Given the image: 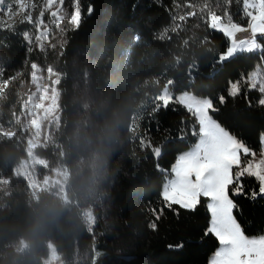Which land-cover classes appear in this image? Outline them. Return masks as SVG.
Wrapping results in <instances>:
<instances>
[{"label":"trees","instance_id":"obj_1","mask_svg":"<svg viewBox=\"0 0 264 264\" xmlns=\"http://www.w3.org/2000/svg\"><path fill=\"white\" fill-rule=\"evenodd\" d=\"M75 3L81 24L67 27L58 51L50 55L62 75L59 140L63 163L71 171L67 193L30 189L15 171L26 155L18 127L10 135L0 129V264H43L51 247L68 264H208L218 241L205 235L207 199L202 197L195 211L167 208L159 195L165 174L155 167L159 163L168 171L177 154L196 140L192 132L198 124L178 103L155 111L157 98L168 81L174 93L190 90L208 96L217 109L210 112L213 118L248 147L259 149L264 106L258 104L261 95L242 81L254 67L263 69L264 77V36L257 34L260 49L237 53L221 64L218 54L229 39L209 26L210 15H231L233 22L246 26L243 0ZM6 18L0 17L14 28L0 27V73L14 83L24 63L37 57L24 39L25 23ZM237 80L241 92L231 97L230 82ZM83 90L92 97L85 99ZM5 93L0 121L10 125L18 93L13 86ZM141 138L161 146L162 155L156 158L151 148L142 149ZM35 149L41 156L60 157L57 147ZM243 183L246 193L258 190L254 178L244 177ZM88 192L100 206L92 226L82 209ZM233 199L244 232H263L264 196ZM153 222L156 229L149 227ZM82 254L88 261L75 263Z\"/></svg>","mask_w":264,"mask_h":264},{"label":"snow or ice","instance_id":"obj_2","mask_svg":"<svg viewBox=\"0 0 264 264\" xmlns=\"http://www.w3.org/2000/svg\"><path fill=\"white\" fill-rule=\"evenodd\" d=\"M54 2L55 0H46V7L51 8ZM60 2L63 3V0ZM28 7L25 0H14V2L0 0V17L11 18L19 12L24 17L21 23L24 21L32 23V14L26 11ZM93 10L92 6L88 8L89 13ZM59 11L57 9L51 12L53 24L58 25L64 19V16L58 15ZM243 14L248 18L247 27L233 22L231 15L227 16L226 22L216 14L210 15L209 26L222 32L230 41V46L218 54V62L221 64L237 53H252L262 47L257 42V34L264 36V0H243ZM43 15L44 12L41 11L40 17L35 22L38 31L40 25L44 24ZM81 20V10L77 4L71 14L70 23L78 27ZM0 27L13 29L14 24H7L0 19ZM248 32L251 33L250 36L244 39L237 38L238 33ZM47 35L48 28L45 25L44 30L39 31L36 36L41 51L44 50L43 40ZM23 36L31 43L28 32H24ZM32 68L34 69L32 79L36 82L39 69L36 64H32ZM245 83L250 89L258 87L259 93L264 97V77L258 78L257 73H250ZM240 92L241 82L239 80L230 82L228 95L236 97ZM218 99L220 104L226 102L223 94L219 95ZM170 103L184 106L195 117L198 131L194 128L192 135L198 139L190 150L178 155L171 165L170 173L159 163L156 164V170L165 174V181L159 194L164 205L169 209L177 205L181 209L195 211L201 203V198L207 199L206 206L210 213V221L205 235L211 234L219 244L209 258L208 264H264V235L249 237L245 234L234 215V209H238V205L233 199V196L241 195L252 200L264 196V149L261 151V159L245 160L244 158L249 155L255 157V152L213 118L210 112H215L217 109L211 98L188 94L174 96L173 93L165 91L157 98L155 111L160 107L167 108ZM258 104L264 106V98L259 99ZM261 144L264 145V137H261ZM140 146L142 149L151 148L156 158L162 155V147L151 145L146 142V138L140 139ZM244 177L254 178L258 182V190L252 189L246 193ZM153 212L155 213V210ZM149 227L156 229L157 225L153 222ZM176 247L182 248L183 244H178Z\"/></svg>","mask_w":264,"mask_h":264},{"label":"rangeland","instance_id":"obj_3","mask_svg":"<svg viewBox=\"0 0 264 264\" xmlns=\"http://www.w3.org/2000/svg\"><path fill=\"white\" fill-rule=\"evenodd\" d=\"M25 2L29 5L26 11L31 12L32 23L24 21L23 23H25V25L22 26V33H29V36L31 37V43H29L28 40L25 41L29 50H31V52L33 51L34 53H36L37 58L35 60L29 58V61H27V63H24V65L22 66V72L17 82L13 83L12 79L8 76L7 78H3V75L0 73V98L5 97V90L8 86L15 87V91L18 93V110H13L11 112L12 116L11 119H9L11 121L10 125H7L4 122L0 121V129L3 133L10 135L14 132V128L18 127L17 131L19 133V137L21 139L26 155L16 165L15 171L29 183V188L35 190L39 187H50L58 191L59 194L66 195L67 184L69 182V176L71 174V171L67 167L66 163H63V149L59 140V129L62 125L63 119L60 103L61 91L59 85L60 78L62 75L61 72L57 69V67H55L51 63L50 55H52V53H54L55 51H58L59 44L64 37L65 29L67 27H75V25L70 23V17L71 14L75 11L76 3L75 0H63V3H61L60 0H55L52 7L47 8L46 0H25ZM32 5H35V7H32ZM57 9L60 10L58 12V15L64 16V19L61 20L58 25L53 24L51 18V12L56 11ZM41 11L44 12V15L42 17L44 24L40 25L39 31H43L45 25H47L48 28L47 38L43 40V51H41L39 43L36 41V36L39 34V31L37 30L35 23L37 18L40 17ZM221 18L224 22L227 21V17L224 16ZM23 19V14L19 12L17 13V15L11 18H6L9 23H14V21L17 20L22 21ZM244 27H247V25ZM242 35V33H238L237 37H240V39L246 38ZM247 35L250 36L251 34L248 33ZM32 64H36L39 69L37 71L36 82H33L32 79V73L34 71V69L32 68ZM250 73H257L259 78L263 76V69L258 70L256 67H254ZM249 74L244 78L242 82L247 81ZM169 84L170 81L165 84L158 97H160L162 94L165 93V91H167L169 93H173L174 96L188 94L194 95L196 97L209 98L208 96L196 95L190 90H182L177 93H174L170 90ZM255 90L258 94H260L258 87ZM89 96L92 97V95L87 90H85L83 92V97L86 99V97L89 98ZM261 98L264 97L261 96L260 99ZM221 126L224 127L223 125ZM226 130L229 131L228 129ZM230 134L232 133L230 132ZM261 137H264V131L260 134V141ZM197 139L198 137H196V140L188 148L180 151L177 154L176 158L179 154H182L184 151L190 150L192 145L197 142ZM40 146H42V148L44 149H46L48 146H53L55 148L57 147L56 150L58 153H60V157L57 156V153L50 154L48 155V157L39 155L36 152L35 148ZM262 149H264V145L260 144L259 149H252L255 152V157L249 155L244 159H261ZM82 159V157L78 158L77 163L79 165H82ZM170 168L168 170L169 173ZM85 195V197L83 196L84 204L82 205V209L87 224L89 226H92V224L95 223L97 208H99L100 206L98 205V201L95 194L93 195L91 194V192H88ZM246 235L249 237H259L260 235H264V231L258 234ZM218 247L219 244L216 249ZM216 249L211 252L209 258L216 251ZM78 256L77 258L73 259L75 263H84L88 261V259L86 260L84 254L80 255L79 257ZM43 264L68 263L62 258L60 253H58L53 247H51L48 254L43 259Z\"/></svg>","mask_w":264,"mask_h":264},{"label":"bare ground","instance_id":"obj_4","mask_svg":"<svg viewBox=\"0 0 264 264\" xmlns=\"http://www.w3.org/2000/svg\"><path fill=\"white\" fill-rule=\"evenodd\" d=\"M248 33H249V32H248ZM248 33H242V34H243L242 36H243V37H246Z\"/></svg>","mask_w":264,"mask_h":264}]
</instances>
